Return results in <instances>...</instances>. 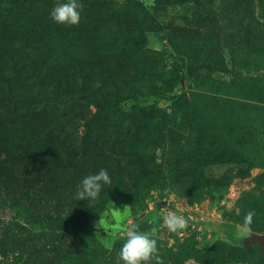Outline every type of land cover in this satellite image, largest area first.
<instances>
[{
  "label": "rangeland",
  "instance_id": "1",
  "mask_svg": "<svg viewBox=\"0 0 264 264\" xmlns=\"http://www.w3.org/2000/svg\"><path fill=\"white\" fill-rule=\"evenodd\" d=\"M59 2L0 0V158L20 160L27 190L52 192L71 206V222L81 208L90 229L87 244L67 257L61 249L54 264H117L131 224L157 240L164 264H264V0H88L75 26L50 19ZM183 27L196 32L181 38ZM149 50L164 54L160 75L142 66ZM132 79L148 86L135 93ZM52 80L101 110L98 143L96 124L85 142L36 134L51 121L39 112L38 84ZM151 104L164 118L148 132L137 115ZM100 169L111 184L96 201H75ZM169 211L189 227L170 232ZM79 237L71 231L68 242Z\"/></svg>",
  "mask_w": 264,
  "mask_h": 264
},
{
  "label": "trees",
  "instance_id": "2",
  "mask_svg": "<svg viewBox=\"0 0 264 264\" xmlns=\"http://www.w3.org/2000/svg\"><path fill=\"white\" fill-rule=\"evenodd\" d=\"M80 2L83 5L88 4V0H80ZM182 29L189 31L187 32L189 34L176 32L181 38L186 36L190 38L191 33L196 32L194 28L187 30L183 27ZM141 56L144 59L143 67H148L147 70L157 75L161 74L157 69L164 59L162 52L149 50L148 53H141ZM165 69V72L169 73L170 70L166 67ZM131 86L132 91L137 93L143 89V86L148 85L145 79H132ZM73 88L68 85L67 80H52L49 83L38 84L36 95L40 99L37 101L39 112L44 113L51 121L44 128L35 127L34 130L39 136L54 138L57 137L55 133L67 137L75 134L85 142L86 138L91 135L92 125L96 124L92 133L94 137L91 140L93 143H98L101 136L99 125L103 119L100 114L101 110L96 105H94V110L84 105L81 95H72L76 87ZM115 95L120 96L119 89L115 91ZM98 96L99 100H106L103 92ZM0 110L3 109L0 107ZM163 118L160 108L152 104L138 110L137 120L148 132L151 130V123ZM168 130L178 135L173 128H168ZM149 134L146 138H150ZM160 138L163 136L158 134L155 140ZM174 142L168 141V145L174 148ZM47 161L51 163V160L47 159ZM19 165L20 160L11 161L8 155L0 158V210L8 209L13 212L8 219L0 216V264H54L55 260H59L61 249L66 248L65 257H67L69 253L75 251L76 247L87 244V239L91 238L90 234L88 236L90 229L86 226L81 208L75 222H71V206L64 204L52 192L36 196L33 190L28 188V191L25 179L23 181L20 178L21 173H18L21 169ZM113 178L114 183L116 182L120 188V181L116 176ZM71 231L80 232V237L76 239L75 244L68 242ZM52 236L54 237L51 240Z\"/></svg>",
  "mask_w": 264,
  "mask_h": 264
},
{
  "label": "clouds",
  "instance_id": "3",
  "mask_svg": "<svg viewBox=\"0 0 264 264\" xmlns=\"http://www.w3.org/2000/svg\"><path fill=\"white\" fill-rule=\"evenodd\" d=\"M152 6H154V0ZM82 11L83 4L80 0H63L52 8L50 19L57 24L75 26L80 23ZM111 182V177L106 169H100L98 173L84 177L80 190L76 193L75 201H96L104 186L110 185ZM124 212L130 215L128 205H125ZM254 216L255 212L252 210L246 213L242 226L245 234L251 232ZM116 219L122 221L123 216L117 213ZM163 224L173 233H178L189 227L188 219L174 211H169L163 217ZM103 225L104 222L100 218L98 227ZM121 261L123 264H164L159 255L157 240L149 233L141 231L138 224H131L124 228V243L118 253L117 264H120Z\"/></svg>",
  "mask_w": 264,
  "mask_h": 264
},
{
  "label": "water",
  "instance_id": "4",
  "mask_svg": "<svg viewBox=\"0 0 264 264\" xmlns=\"http://www.w3.org/2000/svg\"><path fill=\"white\" fill-rule=\"evenodd\" d=\"M258 240L261 241V243L264 245V235H260L258 237Z\"/></svg>",
  "mask_w": 264,
  "mask_h": 264
}]
</instances>
